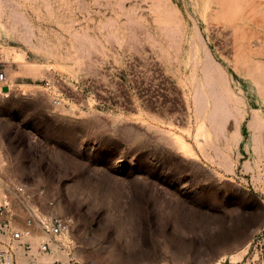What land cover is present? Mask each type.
I'll list each match as a JSON object with an SVG mask.
<instances>
[{
  "label": "rangeland",
  "instance_id": "1",
  "mask_svg": "<svg viewBox=\"0 0 264 264\" xmlns=\"http://www.w3.org/2000/svg\"><path fill=\"white\" fill-rule=\"evenodd\" d=\"M3 72L0 204L74 220L15 264H264V0H0Z\"/></svg>",
  "mask_w": 264,
  "mask_h": 264
},
{
  "label": "built area",
  "instance_id": "2",
  "mask_svg": "<svg viewBox=\"0 0 264 264\" xmlns=\"http://www.w3.org/2000/svg\"><path fill=\"white\" fill-rule=\"evenodd\" d=\"M5 73H0V82H5ZM36 196H45L44 190L29 192L25 186L11 188V198L0 204V264H15L16 247L28 255L32 249L33 238L40 240L39 252L52 253V246L59 244L70 255L69 245L64 239L70 235L74 220L68 216L47 214L39 206L28 207L26 201ZM53 205V202H48ZM21 208L23 215L16 209Z\"/></svg>",
  "mask_w": 264,
  "mask_h": 264
},
{
  "label": "bare ground",
  "instance_id": "3",
  "mask_svg": "<svg viewBox=\"0 0 264 264\" xmlns=\"http://www.w3.org/2000/svg\"><path fill=\"white\" fill-rule=\"evenodd\" d=\"M169 65H171V63L169 64ZM173 67V66H172ZM261 67L258 65L257 66V69H260ZM33 70H35V69H33ZM208 75H209V73H208ZM225 82H226V85H225V87L223 88V87H221V88H219V90H220V92L222 93V94H224V92H226L227 93V99H231V93H230V91H229V84H228V81L225 79ZM196 86V85H195ZM197 87V86H196ZM194 89V88H193ZM201 90V89H200ZM217 90V89H216ZM10 91H11V88H10ZM195 91V93H193V94H195V95H193L192 94V96H194L193 98L195 99V104H196V112L198 113V115H202V114H204V112H205V107L204 106H202L201 105V96L198 94V90H194ZM220 92H218V93H220ZM5 96H7V95H5ZM222 97V96H221ZM220 98V97H219ZM218 101V100H217ZM226 101V100H225ZM223 103V102H222ZM222 103L219 105V106H217V108L218 109H223L224 108V106L222 105ZM205 129V126H204V124H201V125H199V127H198V129L197 130H204ZM206 130V129H205ZM200 143V142H199ZM182 147L183 148H186V145L184 144V143H182ZM2 196H3V189L0 187V201H1V199H2ZM235 258V257H234ZM236 260H237V257L235 258ZM239 259V258H238ZM37 260V259H36ZM35 260V261H36ZM234 260V259H233ZM50 262V260H48V259H44V260H40V261H38V262H36V264H48ZM51 263V262H50Z\"/></svg>",
  "mask_w": 264,
  "mask_h": 264
},
{
  "label": "crops",
  "instance_id": "4",
  "mask_svg": "<svg viewBox=\"0 0 264 264\" xmlns=\"http://www.w3.org/2000/svg\"><path fill=\"white\" fill-rule=\"evenodd\" d=\"M232 253L228 254L227 259L219 260L217 262H205L204 264H248L247 254H244L245 247H236ZM237 257L238 260L234 261L233 259ZM144 261L139 260L136 264H142Z\"/></svg>",
  "mask_w": 264,
  "mask_h": 264
},
{
  "label": "water",
  "instance_id": "5",
  "mask_svg": "<svg viewBox=\"0 0 264 264\" xmlns=\"http://www.w3.org/2000/svg\"><path fill=\"white\" fill-rule=\"evenodd\" d=\"M2 91H3L4 93H7V92L9 91V88H8V87H3Z\"/></svg>",
  "mask_w": 264,
  "mask_h": 264
}]
</instances>
